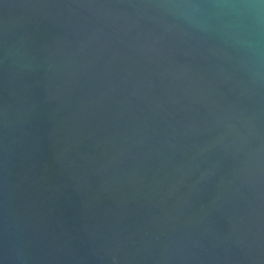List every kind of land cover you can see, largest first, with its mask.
<instances>
[{
	"label": "water",
	"instance_id": "water-1",
	"mask_svg": "<svg viewBox=\"0 0 264 264\" xmlns=\"http://www.w3.org/2000/svg\"><path fill=\"white\" fill-rule=\"evenodd\" d=\"M217 2L0 0V264H264V30Z\"/></svg>",
	"mask_w": 264,
	"mask_h": 264
},
{
	"label": "clouds",
	"instance_id": "clouds-1",
	"mask_svg": "<svg viewBox=\"0 0 264 264\" xmlns=\"http://www.w3.org/2000/svg\"><path fill=\"white\" fill-rule=\"evenodd\" d=\"M209 7L221 14L248 18L253 21L258 32L264 30V0H218Z\"/></svg>",
	"mask_w": 264,
	"mask_h": 264
}]
</instances>
